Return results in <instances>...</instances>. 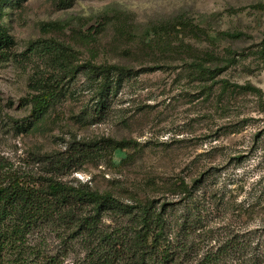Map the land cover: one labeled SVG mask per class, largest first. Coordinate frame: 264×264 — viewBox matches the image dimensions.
<instances>
[{"label": "rangeland", "instance_id": "rangeland-1", "mask_svg": "<svg viewBox=\"0 0 264 264\" xmlns=\"http://www.w3.org/2000/svg\"><path fill=\"white\" fill-rule=\"evenodd\" d=\"M261 6L264 0L1 6L10 40L0 52L3 184L17 179L42 191L54 181L107 194L122 208L97 216L101 241L80 235L75 220L34 229L25 238L33 255L62 264H129L140 229L136 207L149 202L166 223L159 253L170 252L173 264H197L227 234L264 228ZM226 50L235 64L212 76L225 64L210 54L223 59ZM88 65L130 71L114 74L119 82L103 112L95 111L99 84ZM44 92L53 101L30 120V99ZM108 140L127 145L112 150ZM74 214L84 219L94 211Z\"/></svg>", "mask_w": 264, "mask_h": 264}, {"label": "trees", "instance_id": "trees-1", "mask_svg": "<svg viewBox=\"0 0 264 264\" xmlns=\"http://www.w3.org/2000/svg\"><path fill=\"white\" fill-rule=\"evenodd\" d=\"M8 0H0L1 6ZM264 6H261V8ZM229 38L237 35L224 33ZM9 38L0 26V52L9 43ZM217 61L224 62L222 68L212 70L213 75H218L235 64V54L226 50L225 57L218 59L210 54ZM202 71V65H194ZM91 78H96L99 84L98 101L95 104L96 112H103L106 109V99L109 93L116 86L119 77L130 74L129 70L116 66H87ZM203 74H210V71H202ZM240 89L252 90L248 87ZM53 101L52 93L44 92L32 97L30 120H39L46 112ZM30 120L28 124L30 123ZM125 142L108 140L106 146L112 150L124 148ZM6 184L0 177V264H62L51 258L33 255L35 252L29 249L26 243V236L34 229L42 226H51L54 223H64L66 220H75V225L80 235L86 237L100 238L96 227V218L106 209L117 208L122 210L112 197L107 194H98L95 191L85 188H67L57 182H49L42 191H34L24 188L17 179L9 178ZM90 206L94 214L84 219H79L74 210ZM140 229L134 235L129 264H173L176 260L171 257L170 252L159 253V242L163 238L166 223L160 212H157L151 202L138 205ZM163 208V205H162ZM195 205V213H196ZM197 220V217L196 219ZM195 223H197L195 221ZM196 226V225H195ZM215 247L207 251L197 264H264V228L246 230L244 232H233L227 234ZM108 244V243H107ZM105 246V244H104ZM99 247H97L98 249ZM103 250L102 246L99 248ZM33 255V256H32ZM94 264V263H88Z\"/></svg>", "mask_w": 264, "mask_h": 264}]
</instances>
